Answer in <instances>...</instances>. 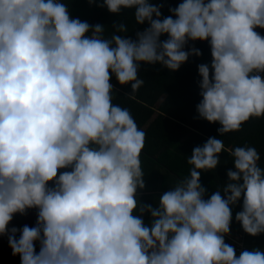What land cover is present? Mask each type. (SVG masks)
<instances>
[{
    "label": "clouds",
    "instance_id": "clouds-1",
    "mask_svg": "<svg viewBox=\"0 0 264 264\" xmlns=\"http://www.w3.org/2000/svg\"><path fill=\"white\" fill-rule=\"evenodd\" d=\"M89 3L116 15L132 10L144 27L118 35L128 29L115 22L105 38L104 25L73 18L62 0H0V237L12 255L20 264H264V250L237 255L225 241L241 200L235 221L250 236L264 234L257 149H231L223 194L205 198L201 174L217 169L225 149L209 137L187 157L189 174L146 203V133L113 103L111 83L114 76L134 95L142 65L178 71L202 56L194 42H207L197 118L218 123L220 136L264 118V36L256 30H264V0H182L168 16L152 0ZM29 210L34 226L9 227Z\"/></svg>",
    "mask_w": 264,
    "mask_h": 264
},
{
    "label": "trees",
    "instance_id": "trees-1",
    "mask_svg": "<svg viewBox=\"0 0 264 264\" xmlns=\"http://www.w3.org/2000/svg\"><path fill=\"white\" fill-rule=\"evenodd\" d=\"M69 7L73 18L95 25L105 26L104 37L110 38L115 32L113 23L120 22L127 26L126 33L118 35H131L142 30L132 14V10H123L119 15L109 13L106 8L97 7L89 0H62ZM181 0H152V3H164L162 16L171 15L170 7L177 6ZM146 26V25H145ZM262 36L264 30L256 29ZM166 38V37H162ZM192 42H190L191 45ZM195 47L201 50L202 56L189 57V60L178 71L171 72L160 65H142L139 78L144 81L143 86L131 94L129 86H121L113 76L111 83L115 86L113 103L127 108L137 125L146 133L145 147L141 153L142 167L146 188L141 199L154 205L158 203L159 196L164 191L175 186L176 182L189 174L191 168L187 164V157L192 149L200 146L209 137L222 139L225 145L220 154V164L217 169L202 172L201 183L207 188V195L214 191H221L227 183V170L233 169V157L230 150L236 146H254L261 155L259 162L264 168V118H252L242 125L238 132L227 133L220 136L217 129L220 125L211 124L206 120L197 118L196 105L202 97L199 95L197 65L211 62L210 47L207 42L196 41ZM63 171V170H62ZM148 181V182H147ZM242 200L237 205L236 212L241 210ZM33 211V210H29ZM233 211V222L235 213ZM20 216L16 214L14 219ZM145 223L150 222V216H144ZM254 238V239H253ZM264 242V234L253 237L245 236L247 248L252 244ZM37 250L39 246L37 243Z\"/></svg>",
    "mask_w": 264,
    "mask_h": 264
},
{
    "label": "crops",
    "instance_id": "crops-1",
    "mask_svg": "<svg viewBox=\"0 0 264 264\" xmlns=\"http://www.w3.org/2000/svg\"><path fill=\"white\" fill-rule=\"evenodd\" d=\"M148 182V181H147ZM160 194H162L160 192ZM144 202H146V199L143 200ZM150 204H153L151 202H148ZM238 209V207H234L233 208V211L236 212ZM33 213V211H31ZM20 218H24V216H18L17 218L13 219V221L10 223L9 227H12V226H15L16 225V222L19 221ZM31 226V225H29ZM19 228H22V227H19ZM240 233V228L239 226H237V224L235 222H232L231 224V234L226 236L225 237V241L226 243L232 245L234 247V238ZM0 255L1 253L4 254V258H3V263H5V259H7L8 257V254L11 253V249L8 245V239L6 236L3 237H0ZM254 239V238H253ZM257 243V242H256ZM254 248H259L261 250H264V242H258L257 244H252L251 247H248L247 250H252Z\"/></svg>",
    "mask_w": 264,
    "mask_h": 264
},
{
    "label": "rangeland",
    "instance_id": "rangeland-1",
    "mask_svg": "<svg viewBox=\"0 0 264 264\" xmlns=\"http://www.w3.org/2000/svg\"><path fill=\"white\" fill-rule=\"evenodd\" d=\"M35 222H36V211L33 210V213L31 211H28L27 215H24V218H20L19 221L16 222L15 227L19 228V227H23L24 225L34 226ZM18 236H19V233H17V238H18ZM2 239H3V237H2ZM38 246H39V244H38ZM3 258H4V254L1 253L0 264H20L19 256H13L12 253L8 254L7 259H5V261H4L5 263H3Z\"/></svg>",
    "mask_w": 264,
    "mask_h": 264
},
{
    "label": "built area",
    "instance_id": "built-area-1",
    "mask_svg": "<svg viewBox=\"0 0 264 264\" xmlns=\"http://www.w3.org/2000/svg\"><path fill=\"white\" fill-rule=\"evenodd\" d=\"M245 236H246V233L243 230H240V233L234 238V248L236 250L237 255H239L241 251L247 249V246L245 243Z\"/></svg>",
    "mask_w": 264,
    "mask_h": 264
}]
</instances>
